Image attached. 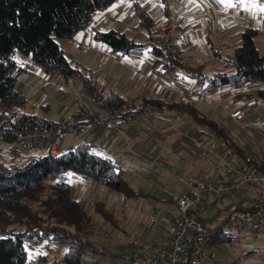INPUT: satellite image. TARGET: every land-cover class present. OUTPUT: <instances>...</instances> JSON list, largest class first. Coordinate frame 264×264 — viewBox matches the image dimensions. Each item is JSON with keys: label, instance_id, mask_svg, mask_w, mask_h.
Wrapping results in <instances>:
<instances>
[{"label": "trees", "instance_id": "16d2710c", "mask_svg": "<svg viewBox=\"0 0 264 264\" xmlns=\"http://www.w3.org/2000/svg\"><path fill=\"white\" fill-rule=\"evenodd\" d=\"M114 1L0 0V142L7 148L0 158V264H96L97 258L90 259V256L106 254L92 240L97 222L89 210L90 204L74 198L72 182L89 179L125 197L143 193L129 186L123 169L107 154L95 149L91 140H78L54 155L46 149L20 155L13 153L12 146L21 132L44 127L77 133L95 123L80 107L62 124L24 111L26 98L15 85L20 73L28 69V61L19 60L18 52L30 55L32 64L45 74L58 73L65 81L78 79L99 109L105 106L112 109L117 125L142 116L149 107L186 114L201 135L227 136L216 120L195 103L159 96L130 98L114 89L98 92L91 78L69 62L57 38L72 37L89 24L95 13ZM135 9L138 26L145 29L147 40L138 41L115 28L96 27L93 38L120 55L139 57L148 51L153 67L158 64L156 71L182 68L195 79L197 86L192 93L197 97H204L215 89L248 87L253 91L239 97L264 105V53L259 52L255 43L256 27L245 26L239 30L238 40L225 54L210 42L211 53L221 58L222 63L217 70L205 75L201 66L185 65L177 52L170 55L161 51L153 41L155 20L146 4L135 1ZM167 10L164 0L165 17ZM161 56H169L168 62ZM94 201L97 214L105 219L112 214L97 199ZM233 237L232 231L223 230L219 225H207L210 248ZM39 245L41 247L36 248ZM51 250L54 257L48 256Z\"/></svg>", "mask_w": 264, "mask_h": 264}, {"label": "rangeland", "instance_id": "374dc122", "mask_svg": "<svg viewBox=\"0 0 264 264\" xmlns=\"http://www.w3.org/2000/svg\"><path fill=\"white\" fill-rule=\"evenodd\" d=\"M135 1L139 3L146 2V7L155 20L153 41L157 45L160 44L163 42V35L159 30V25L160 22L165 19L164 0H115L106 9L92 16L89 24L83 31L84 38L82 40H79L77 35L73 37V39H70L71 37L57 38L69 62L81 69L83 73L90 76V78L95 81L98 89L103 88V84L111 80V75L109 73L111 69L117 65L113 60V56L119 58V64L126 63L127 65H131L129 62L139 60V58L148 64V51L143 52L140 57L120 55L109 51L106 44L94 40L91 34L92 26L96 23L97 28L101 30L115 28L116 30L125 32L127 35L135 37L138 41H145V29L138 26V13L135 9ZM174 1L175 0H171V7H173L175 15ZM223 2L225 1H222V3ZM242 3L245 4L244 1ZM236 6H238V4ZM244 8H242L243 11L241 8L239 10L237 8L235 9L233 0H231L225 4L222 11L212 12L205 10L206 12H193L189 14L186 20L188 23H192V28L187 31L189 37L186 43L183 41V35L178 32V27L182 26V16L176 15L175 34L177 35V39L172 41V44L168 47L169 50L165 49L166 53L171 55L177 52L185 65L201 66V70L204 74L211 73L213 70L218 69L222 63V59L214 57L211 53L209 49L210 41L208 39L212 41L215 47L220 49L221 53L225 54L230 51L235 44L236 34L234 33L247 25L257 28L255 43L259 52L264 53V8L261 7V15L256 13L255 5H250L248 9L246 7ZM189 9L192 10L193 8L190 7ZM80 42L83 43L82 46H80ZM182 43L185 44L182 45ZM17 58L22 61H28V69L20 73L15 85L16 89L24 94L26 98V102L23 106L24 111L35 113L38 116L43 115L52 118L56 106L61 104V99L63 97H70V99L65 101V104H68L75 97L79 98L80 103V99L82 100L81 96L71 88L76 86V80L74 81L75 85L70 86V79L65 81L62 77L56 75H46L41 69L33 65L30 55L18 52ZM168 60L169 56L166 57V63ZM163 61L165 60L163 59ZM138 62L142 67L145 66L140 61ZM170 71L173 70H168V72ZM168 77L173 76L168 73ZM183 77L187 82H195L190 75L183 74ZM243 88L242 90L244 93L239 94V96L247 94V89L249 88ZM229 90L236 93L241 91V88H230ZM86 94H88L87 91ZM90 94L88 97L93 101ZM231 96L222 95L220 97L222 100L221 104L225 103L224 105H226V107H230L236 104L234 102L240 103L239 101H242V103L247 106L254 102L250 99L242 100L239 96L235 98ZM88 97L86 99H88ZM148 109L149 107L144 110L143 114H145ZM218 109H222L225 112L222 107ZM71 111L72 110L67 108L62 115L66 117ZM253 116L257 117L253 118ZM262 116H264V105L255 102L254 109L251 110L247 119L248 123L252 124L250 133L255 140H253V143L257 148L264 146V119H262ZM172 119L173 116L167 118L165 122V124L168 125V128L164 130V132H167V135L174 133V129L170 125ZM62 122H64V120H61L59 124H62ZM121 125L122 124H118L119 128ZM66 132H63L65 134L62 135L61 145L62 142L65 143L63 138L66 135L75 134L73 130L71 133ZM38 146L41 147L42 145L37 144V147ZM6 149L7 148L0 142V158L6 153ZM41 149L46 148L44 147ZM33 150L34 148H32L31 151ZM166 154L172 156L171 158L173 161L177 160L176 164H173L170 168L164 166V164L160 162V159L153 158V160H142L139 159V157H135L133 166H122L123 176L127 180L129 186L136 192L143 190V193L145 192L148 195L140 193L135 197H125L123 193L110 190L100 183L92 182L89 179H76L72 182L74 198L84 200L90 204L89 210L93 214L94 220L97 222L95 232L92 236L93 242H95L98 247L104 248L107 251L105 256L99 257L104 258V262L99 264H116V259L119 254L117 256H115V254L120 250L116 249L115 243H124V240L127 239L129 235H138L137 231L140 229V223L143 224V226H148V213H150L153 207L158 206V210L162 208V204L167 202L168 192L178 194L184 191L185 185L174 176L173 172L179 173L184 179L188 177L187 174H185L186 172L182 169V167L184 168L186 165V156L182 154L178 155L172 152L171 149L165 150V152L163 151V156ZM160 158H163L162 155ZM239 195L249 196L250 193L246 192L242 194L241 192ZM95 199H97L102 206H106L107 209L111 210L112 214H108L106 219L95 212V210H97L93 208ZM216 212L217 210L215 208L214 210L208 209L205 214L198 215V218L201 221L205 219L207 223L213 226L219 224L218 220H212L211 214ZM221 214L224 215L223 212ZM201 216H203L204 219L203 217L201 218ZM123 231L126 232V234L123 233ZM151 233L152 231H147L145 239L149 237ZM234 234L235 237H233L232 240L225 241L219 246L213 247L218 255L217 262L213 264H264V232L246 230L243 232H234ZM40 247L39 245L36 248ZM55 247L59 252L62 251L59 246L55 245ZM113 252L114 254H112ZM48 256L54 257V251L51 250ZM92 257L94 256H90V258Z\"/></svg>", "mask_w": 264, "mask_h": 264}, {"label": "crops", "instance_id": "0c3cea01", "mask_svg": "<svg viewBox=\"0 0 264 264\" xmlns=\"http://www.w3.org/2000/svg\"><path fill=\"white\" fill-rule=\"evenodd\" d=\"M222 1L225 2L222 3ZM229 1L231 0H227V1L226 0H180V1L175 0L174 1L175 3L174 9L176 11L175 16L176 15L180 17L182 16V23H181L182 26L178 27V32L181 35H183L182 36L183 41H185L186 43L187 38L189 37L187 31L190 28H192V23H188L186 20L189 14H192L193 12L200 13L205 10H209L212 12L213 11L219 12L224 9L225 4H227V2ZM243 1L245 2V4L242 3ZM237 4L238 6H236ZM250 5H255L256 13L260 15L262 14L261 7L264 8V0H233V6L235 7V9L237 8L238 10L244 7L248 9ZM169 7L173 12V7H171V0ZM190 7H192L193 9L190 10L189 9ZM247 26H251V25H247ZM94 27L97 28L96 23L92 26V31H91L92 37H93ZM84 29L76 32L70 39H73V37L77 35L79 40H82L84 38L83 36ZM239 30H237L234 33L236 34L235 36L236 41L238 40L237 32ZM208 40L211 42V44H213L210 39ZM185 43H182V45ZM82 44L83 43L80 42V46H82ZM113 60L114 62H116L117 65L116 67H113L111 69L109 73L111 75V80L108 83H104L103 88L98 89L96 87L95 81H93V79L91 78L93 84L95 85L96 91L104 93L110 89H114L119 93L130 98H136V97L141 98L144 96H156V97L159 96L169 100L187 99L189 100L190 103H195L201 111L206 112L210 117L214 118L216 122L219 124V126L223 128L227 136L232 138L234 144L238 148H240L242 151L249 153L252 157L256 159L264 157V146L257 148L254 145L253 143L254 138L250 133L252 124L248 123V119H247L248 115H250L251 110L254 109L255 102H253L250 105L248 104L247 106L244 105L242 101H239L240 103L234 102L236 104L235 105L233 104V106L231 105L230 107H226V105H224L225 103L221 104L222 100L220 97L222 95L225 96L232 95L235 98L236 96H239V94L244 93L242 90L244 88H241V91L236 93L231 92L229 90L230 88H224L220 90L215 89L209 92L204 97H197L192 93V90L197 86V83L194 78L193 79L195 82H187V80H185V78L183 77V74H187V73L184 72L182 68H177L178 70L176 69L174 71H170L173 77H168V75H166V72H168L167 69H163L161 71L154 70V68H157L158 64H155V66L153 67L152 65L153 58L150 53L148 58V64L147 62L141 60V58H139V60H134L132 62H129L131 65L129 64L127 65L126 63L119 64L118 63L119 58H117L116 56H113ZM138 61H140L145 66L142 67L141 65H139ZM46 75L50 76L51 74H46ZM52 75H56L60 77L58 73H53ZM70 80L71 81L76 80L77 82L75 83L76 86L71 88H73L76 91V93L79 96H81L82 99H86L89 94H86L83 85H81L82 83L78 79H70ZM248 91L249 92L253 91V88L247 89V92ZM68 99H70V97L69 98L63 97L61 99L62 100L61 104H58L56 106L52 118L45 117L43 115L42 116L37 115V116L57 122L67 119L73 110L79 108L78 97L73 98L72 101H70L68 104H65V101ZM220 107H222L225 110V112L222 109H218ZM67 108H69L72 111L69 113L68 116L64 117L62 114L67 110ZM237 108H241L245 112V118L242 121H236L229 117V112ZM171 116H173V119L171 120L170 125L174 129V133L167 135V132H164L165 128H168L167 127L168 125L165 124V122L166 119ZM256 117L257 116H253V118ZM262 119H264V116H262ZM120 128L122 130L121 133L116 132L113 129H110L105 125H100L96 123L88 124L86 127L81 129L79 132L75 133L74 135L71 134L66 135L63 138V141H65V143L62 142L61 149L64 150L68 147L75 145L77 142V138L78 140L81 139L91 140L92 142H94L93 145L95 149H97L102 153L107 154L121 168L122 166H129V165L133 166L135 157H139V159L142 160H153V158L160 159V162L163 163L164 166L170 168L173 166V164H176L177 160L173 161V159L171 158L172 156H169L167 154L163 156V151L165 152V150L171 149L172 152H175L178 155L182 154L183 156H186L185 158L186 165L184 168L182 166L181 167L186 172L185 174H187L188 177L184 179L180 176L185 181V182L181 181L185 185L184 191H182L181 193L187 192L189 190V187L186 184V182L190 178H195L199 181H204L208 178H214L215 176L218 175L220 171L219 164L216 163L213 159L202 160L198 158L197 156L198 150L196 147L195 140L196 137L201 134L198 131V128L194 123V121L186 114L183 113L175 114L173 112L166 110L149 108L145 114H143L138 118L133 119L132 121L122 124ZM42 150L43 149H41V147L38 146L35 147L33 151L42 152ZM161 155L163 158H160ZM141 191L143 192V190ZM239 193L241 192H237L223 198L222 207L224 209H227L232 205H238L240 207L246 206L247 196L246 195L240 196ZM144 194L147 193L144 192ZM170 206L171 203L167 199V202L162 204L161 209L158 210V206H157V207H153L152 210L155 211L158 217H162V216L166 217L168 216V210ZM214 208L218 210L214 204H212L208 209L214 210ZM152 210L150 211V213L152 212ZM150 213H148V216ZM214 214L215 213H212L211 216H213ZM202 217L203 216H201V218ZM202 222L205 223L206 226L209 225L211 227H215L217 225L216 224L212 226L209 223H207L205 219ZM139 228L140 229L137 231L138 235L136 236H141L143 241L157 242V243L164 242V238H165L164 228L161 224L151 225L149 224V220H148V226H143V224L140 223ZM149 230L152 231V233L149 237L145 239L147 231ZM123 233L126 234V232L124 231ZM125 241L126 239L124 240V243H120V242L115 243L116 249L120 250L118 253L115 254V256L125 251ZM100 249L105 251L104 253L107 252L104 248L103 249L100 248ZM112 254H114V252ZM105 255L106 254L96 255L97 258L96 264L104 262V258L102 257L99 258V257Z\"/></svg>", "mask_w": 264, "mask_h": 264}, {"label": "built area", "instance_id": "2783aa9c", "mask_svg": "<svg viewBox=\"0 0 264 264\" xmlns=\"http://www.w3.org/2000/svg\"><path fill=\"white\" fill-rule=\"evenodd\" d=\"M166 4L167 15L159 25L163 42L158 44V47L163 52L169 50L168 47L172 41L177 39L176 16L169 7L170 0H166ZM161 57L166 61L167 56ZM168 73L171 74L166 72V75ZM69 85L73 86L74 81H70ZM183 100L189 102L187 99ZM80 102V108L90 114L95 123L121 133L122 130L113 118L115 114L109 106L99 109L92 100L82 99ZM229 117L242 121L245 118V112L237 108L229 112ZM68 132L71 133V131ZM63 134L65 133L47 130L44 127H35L21 132L12 146L13 153L28 154L35 145L43 144L50 154H57ZM195 143L198 158L213 159L219 164L218 175L204 181L190 178L186 182L189 187L187 192L180 194L168 192L167 198L171 203L168 216L158 217L154 210L148 216L149 224L163 226L164 242H146L139 236H129L126 239L125 251L119 254L116 264H213L217 262L216 250L207 244V226L197 217V215L205 214L212 204L218 209L212 216V220H218L217 225L223 230L264 232V157L256 159L249 153L239 150L229 136L218 137L213 133L198 135ZM173 174L178 180L185 182L178 173ZM237 192L250 193L246 197L247 205L243 207L232 205L224 209L223 198ZM222 212L224 215L221 214Z\"/></svg>", "mask_w": 264, "mask_h": 264}]
</instances>
